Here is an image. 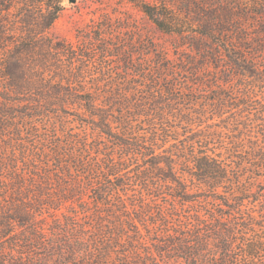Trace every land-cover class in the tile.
Returning a JSON list of instances; mask_svg holds the SVG:
<instances>
[{"label":"trees","instance_id":"obj_1","mask_svg":"<svg viewBox=\"0 0 264 264\" xmlns=\"http://www.w3.org/2000/svg\"><path fill=\"white\" fill-rule=\"evenodd\" d=\"M131 3L187 57L0 0V264H264V0Z\"/></svg>","mask_w":264,"mask_h":264},{"label":"rangeland","instance_id":"obj_2","mask_svg":"<svg viewBox=\"0 0 264 264\" xmlns=\"http://www.w3.org/2000/svg\"><path fill=\"white\" fill-rule=\"evenodd\" d=\"M131 1L150 2L152 0H63L65 11L54 23L47 36L54 42L68 40L77 43L79 36L93 27L96 30L97 27L105 26L108 23L106 20L109 18L113 20L109 24H113L114 30L108 31V33L119 40L121 48L127 49L130 47V42L126 39L135 37V46L138 47V42L141 39L146 40L149 36L157 44L159 51L165 53L169 60L180 63L179 59H185L187 57L185 51L181 49L175 51V48L179 46V38L158 30ZM124 24L130 26V31H120V26H124ZM180 78V84L187 96H191L192 92H195L199 100L209 101L214 107L219 104L218 97L221 96L220 94L230 95V91L234 90L235 92L237 88H243L244 86L243 84L240 85L242 83L240 82L241 79H236L234 84L230 85L229 83H221V87H218L215 82L204 85L201 83L200 78L190 73L189 75L180 76ZM228 95L226 98H228ZM225 110L228 112L227 108Z\"/></svg>","mask_w":264,"mask_h":264}]
</instances>
